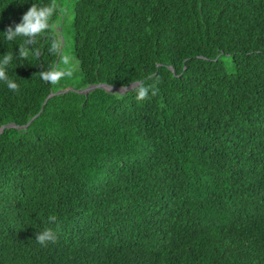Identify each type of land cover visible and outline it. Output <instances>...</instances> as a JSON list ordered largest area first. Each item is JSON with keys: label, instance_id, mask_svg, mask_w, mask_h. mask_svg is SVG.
I'll return each instance as SVG.
<instances>
[{"label": "trees", "instance_id": "16d2710c", "mask_svg": "<svg viewBox=\"0 0 264 264\" xmlns=\"http://www.w3.org/2000/svg\"><path fill=\"white\" fill-rule=\"evenodd\" d=\"M33 2L58 11L0 82V264H264V0H0V31ZM65 37L77 87L157 91L55 93Z\"/></svg>", "mask_w": 264, "mask_h": 264}, {"label": "clouds", "instance_id": "9594fccd", "mask_svg": "<svg viewBox=\"0 0 264 264\" xmlns=\"http://www.w3.org/2000/svg\"><path fill=\"white\" fill-rule=\"evenodd\" d=\"M57 11L58 5L56 4L33 2L28 9L23 12L20 21L15 23L14 27L9 25L4 31H0V34H2L0 39L8 42L15 41L17 37L24 38V47L18 45V52L14 54L13 51H6L0 54V82H3L8 89L13 91L19 89V84L8 75L10 66L12 70L18 62L21 63L20 61L26 58L28 45L34 37L42 36L48 29L53 27L52 17ZM58 47V41L53 40L50 43L51 52L57 53ZM70 60H72L74 65L75 61L70 56H63V63L65 65H68ZM71 75V68H58L53 65L41 71V79L52 84L57 83L63 77ZM147 79L148 78L145 77L144 80L131 81V87L126 88V90H131L135 93V99L137 101H144L157 91L155 84L146 83ZM58 238V230H53L52 228L46 227L35 233V241L39 246L54 245Z\"/></svg>", "mask_w": 264, "mask_h": 264}, {"label": "rangeland", "instance_id": "374dc122", "mask_svg": "<svg viewBox=\"0 0 264 264\" xmlns=\"http://www.w3.org/2000/svg\"><path fill=\"white\" fill-rule=\"evenodd\" d=\"M71 53H72L71 45H67L66 37H65V43H63L62 46H61V56H60V61L57 63V67L58 68H71L72 75L63 77L57 83L52 84L53 86H56V85L57 86H63V85H65V87H59L55 91H57L59 89H63V88L64 89L67 88V89H71V90L81 89V88L77 87L78 83H79V75H78V73L76 71V68H77L76 63L73 65L72 60H70L68 65H65L63 63V56L64 55H68L74 60V58L72 57Z\"/></svg>", "mask_w": 264, "mask_h": 264}, {"label": "water", "instance_id": "95a60500", "mask_svg": "<svg viewBox=\"0 0 264 264\" xmlns=\"http://www.w3.org/2000/svg\"><path fill=\"white\" fill-rule=\"evenodd\" d=\"M96 87L103 88L106 91H110V92L113 91V92H117V93H122V92H124L126 90V88H130L131 87V83H129L126 86H114V85H108V84H105V83H96V84H90L88 86H85V87H83L81 89H78V90H75V91L86 93V92H89V91H91L92 89H94ZM66 90H68V89L67 88L59 89L55 93H60V92L66 91ZM49 95H51V93ZM37 114L38 113H36L33 117H35ZM33 117H31L30 120L27 121L26 124H28ZM4 126H15V125L13 123H9V124H6Z\"/></svg>", "mask_w": 264, "mask_h": 264}]
</instances>
